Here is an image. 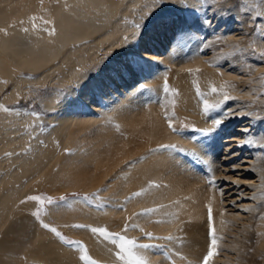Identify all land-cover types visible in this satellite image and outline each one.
<instances>
[{"label":"rangeland","instance_id":"374dc122","mask_svg":"<svg viewBox=\"0 0 264 264\" xmlns=\"http://www.w3.org/2000/svg\"><path fill=\"white\" fill-rule=\"evenodd\" d=\"M26 2L33 4L34 0ZM180 2L181 5H177L179 2L175 1L141 0L139 5L132 7L129 15L121 16L122 25L118 27L120 36H114L111 43L101 44L98 42L99 36H96L66 48L93 47L96 52L94 58L83 51L84 61L75 66H71V63L61 65L60 70L46 79H40L42 72L29 74L18 69L14 71L15 67L9 57L5 58L7 63L0 74V82L4 87L0 92V116L4 118L0 123V177L6 172L11 174L17 167V180L6 179L9 181L8 187L15 190L16 194L15 205L6 209L7 214H0V242H6L0 250V264L7 261L12 249H19L14 258L20 259L22 264H126L117 256L118 243L114 244L112 239L93 233L91 229L94 227L106 228L113 239L118 240V236L114 234H119L134 239L138 244L152 245L147 249L134 250L147 264H170L172 257L169 247L173 239L175 242L178 240V244L183 243V226L174 225L167 233L155 232L153 227L169 214L172 200L165 197L163 202L156 203L157 197L150 199L148 206L138 208L134 214L141 222L133 220L128 207L135 198L144 196L146 189L172 195L175 197L173 202L186 199L188 205L193 204L195 198H188L193 194H188L190 187L180 177L172 180L153 177L143 181L137 173L139 182L137 185L133 184L134 172L131 170L154 153H170L171 157L184 159L189 168L202 179L203 192L198 193V198L202 197L199 204H202L206 214L201 223L216 214L218 210L206 207V204L210 199H218L210 190L215 189L213 184L216 183L217 187L218 182L211 177L206 162L203 161L205 159H201L204 154L201 155L199 151L208 148L206 143H210L211 135L217 130L221 134L219 142L222 145L236 144L237 134L234 133L235 130H227L228 124L224 118L228 112L227 107L238 101L247 103L248 108L254 109L248 117L257 115V123H264V0ZM15 16L0 15V23L3 22L8 27L17 26ZM47 16L32 15V25L35 28L41 27L47 34L53 30L55 33L53 16L51 13ZM162 19L170 24L171 32L194 31L199 37L198 41L202 39L200 43L203 46H199L197 50L201 54V66L187 64L186 68L194 102L200 105L198 114L192 115L191 108L183 110L180 88L171 77V65L163 68L164 75L155 81L157 85L153 88L144 86L137 78H131L130 87L134 82L139 83L132 96L135 98H131L132 102H128L130 105L127 104L124 110L123 106L120 110L112 105L113 102L96 98V95L91 96L92 100L88 102L91 106L83 102L81 96L85 92L91 93L89 83L96 77L101 78V74L106 75L110 66H116L120 61L127 65L131 59L141 60L139 53L130 50L143 52L141 42L146 41L145 36L150 32L152 23ZM124 25L136 29L131 38L129 33L124 32ZM5 30L6 27L0 24V31ZM228 34L235 35L233 46L229 44ZM172 55L177 57L178 53L174 52ZM191 57L190 60H193V56ZM58 61L57 59L54 64L58 65ZM10 72L15 73L16 79L10 78ZM16 83H19V90L15 95H10ZM213 88L216 89L215 92L212 91ZM205 103L214 107L205 111ZM97 104L100 106L97 107ZM131 104H134V108L130 107ZM152 105L158 108V121L168 133L180 138L181 142L158 145L145 134L146 125L139 118L141 115L129 116L131 109L136 113L139 108L148 109ZM92 106L101 109V112L94 110ZM119 111L122 113L117 115ZM64 116H71L69 118L72 119L78 116L82 120L96 122L77 127L72 125L67 130L57 132L58 120ZM200 117L206 120L205 124L199 122ZM214 121L222 122L215 126ZM213 128L207 134L200 131ZM133 137L136 139L133 140ZM9 140L12 143L9 144ZM226 141L229 144H224ZM262 141L259 155L264 164V138ZM215 148L214 160L215 156L223 158L218 147ZM38 154L41 155L37 157ZM36 157L33 167H20V164ZM218 163L211 167L217 175L221 173L222 167ZM167 172L165 170L162 174ZM210 179L215 182L210 183ZM6 192L2 191L4 194ZM137 193L140 195H136ZM29 196L51 197L56 203L48 205L46 199L27 200ZM60 197L66 199L60 200ZM237 205L239 203H233L232 207ZM232 207L226 206L224 211L237 214ZM37 212L38 216L35 215ZM258 212L257 208L250 215L247 229L241 228V220H233L231 217L225 219V223L234 224L230 227V236L218 234L215 232L216 225L209 224L207 241L209 240L212 246L210 250L214 251V255L208 259L207 264H217L218 259L225 252L231 254L230 249L234 247L240 252L238 263L264 264V210L259 215ZM43 224H48L49 228H44ZM74 225L86 227L78 228ZM12 226L15 232L8 233ZM52 228L61 235L57 236L51 231ZM198 228L205 231L204 227H195L196 230ZM147 233H151V237ZM213 235L216 240L214 248ZM68 240L74 243H66ZM51 243V249L55 244L66 250V258L62 263H56L52 255L48 256L44 251L38 253L42 246H50ZM85 253L90 257L88 261L81 258ZM15 261L19 263L18 260Z\"/></svg>","mask_w":264,"mask_h":264},{"label":"bare ground","instance_id":"6f19581e","mask_svg":"<svg viewBox=\"0 0 264 264\" xmlns=\"http://www.w3.org/2000/svg\"><path fill=\"white\" fill-rule=\"evenodd\" d=\"M165 1L179 2L177 5H181V0ZM140 2L141 0H34L33 4H29L26 0H0V15L10 14L11 16L14 14L16 15L14 21L18 24L17 26L8 27L7 24L0 23L6 27L5 31H0V74L5 69L7 63L6 57H9L10 62L14 65V71L18 69L29 74L42 72L40 79H46L55 74L56 71L60 70L61 65L71 63V66H75L77 63L84 61L82 56L83 51L88 53L90 58H94L96 52L93 47L87 48L79 46L69 50L66 48L69 45L82 43L87 38L96 36H99L98 39H100L98 42L101 44L105 42L111 43L114 36H120L118 27L122 25L120 24L121 16L125 14L129 15L132 7L139 5ZM49 13L53 16L56 28L54 34H47L41 27L35 28L32 25V15L37 14L39 17H48L47 15ZM165 22L167 21H163L162 19L152 23L150 32L145 36L146 41H142L140 45L143 52H138L135 49L130 50L142 56L140 61L131 59V62L129 61L130 63L127 65L124 61H120L116 66H110L106 75L101 74V78L96 77L89 83L88 88H90L91 93L85 92L81 96L83 102L88 103L92 98L91 96L96 95V98L100 97L106 99V101L113 102L112 105L120 110L123 106L122 110H124L127 104H129L128 102H132L131 98L137 90V83H139V81L134 82L132 83L134 85L130 87L131 78H137L144 86L153 88V86L157 85L155 81L163 77L164 72L162 71L165 70L163 68L166 65H171L173 67H171L173 69L171 77L174 78L173 80L176 81L175 83L180 88L183 110L185 109L187 111L191 108L192 115L198 114L200 105H196V102H194L193 93L190 91V85L188 84L186 68L190 65L201 66L199 63L201 54L197 50L199 46H203L200 43L202 39L199 42V37H197L198 35L194 31L184 32L182 30L178 33L171 32L170 24ZM109 27L111 29H108ZM105 30H107L106 33ZM135 30V28L130 29L124 25V32L129 33L130 38L133 36ZM234 36H228L229 44L232 46L235 43L234 40H236ZM113 45H111V48ZM107 48L111 49L110 47ZM174 52L178 53L177 57L172 55ZM191 56H193V60H190ZM57 59L59 60L58 65L54 64ZM73 72L74 70L72 69L71 74ZM207 72L213 73L211 70ZM10 78L13 80L16 79L15 73L10 72ZM128 81L129 84H127ZM13 87L10 95L17 93L19 83H16ZM3 89V84L0 82V92ZM88 104L91 106L90 103ZM96 106L99 107L100 105L97 104ZM130 107L134 108V104H131ZM92 108L101 112V109L95 108V106H92ZM227 110L228 112L225 113L224 118L227 122L225 123L228 124L227 130H235L234 133L237 134V137L235 139L236 142H234L236 144H230L228 146L222 145L219 142L221 134L217 130L211 135L210 143H206L207 146H205L208 148L202 152L199 151L202 153L201 155L204 154V158L201 159H205L203 161L206 162V168L209 169L211 177H214L218 182L217 187L216 183L213 184L215 189H210L211 192H214L215 198L218 199H210L209 203L207 201L208 204L205 203L206 207H214V209L218 210L213 218L207 221L204 220L201 223L206 214V211L202 208V204H199L200 198L202 197L200 196L198 198V193L203 192V190L201 191V185H203L202 179L189 168L188 163L184 159H179L176 156L171 157L169 155L170 153H154L131 170V172H134V185H137L139 182L138 174L140 175L139 178L143 181L146 178L150 179L153 177H157L159 180H172L175 177H180L190 187L188 194H193L192 196H188V198H195V202L188 205L186 199H182L181 201L175 200L173 202L175 197L172 195L168 196L156 191H153L155 192L153 193L149 189H146L144 196L135 198L128 207V211L133 216V220L141 222L138 216L134 214L138 208L141 209L142 207L148 206L150 199L157 197L156 203L163 202L165 197H167L166 199L172 200L169 206V214L163 218L164 220L160 224L153 227L155 232L167 233L171 231L174 225L183 226L181 238V242L183 241V243L178 244V240L175 242L173 239L172 245L169 247V252L172 257L170 264H204V258L209 251H212L210 250L212 246L208 242L209 240L207 241V233H209L207 228L210 223L216 225L217 230L215 232H218V234L230 236L229 230L234 224L225 223V219L231 217L233 220H241L243 224L241 228L247 229L249 227L248 223L250 222L249 218H251L250 215L254 214L253 212L257 208L259 209L257 215L260 214L261 210H264V164L262 163L263 158L259 155L262 151H260V145L264 138V123H257V115L248 117L254 109L248 108L247 103L238 101L227 107ZM120 113L122 112L119 111L116 114L119 115ZM157 114V106L152 105L148 109L139 108L136 113L131 109L129 116L134 115L137 117L141 115L139 118L146 125L144 127L145 134L148 135L150 140L154 139L158 145L181 142L180 138L175 137V135L173 136L172 133H168L161 122L158 121ZM69 117L71 116H64L58 120L59 126L57 132L67 130L72 125L77 127L78 125L83 126L96 122V120L85 121L78 116L75 119ZM200 118L201 120L199 122L205 124L206 120L202 117ZM2 120L4 118L0 116V123ZM133 136L135 135L133 134ZM135 139L136 137H133V140ZM227 142L229 144V141L224 142V144ZM10 143L12 141L9 140ZM215 146L221 151V156H224L223 158L215 156L214 160L213 154L216 149ZM40 155L38 154L37 157ZM37 157L34 160L28 159L26 162L20 164V167L23 169L33 167L35 161H37ZM14 160L17 159L14 158ZM216 162L222 165L219 175L212 170V165ZM16 170L17 167L11 174L6 172L0 177V214H7L8 210L6 209L15 205L16 192L8 187L9 181H6V179L17 180ZM165 170H168V172L162 174ZM4 190L7 191L6 194L2 193ZM218 200L223 201L218 203ZM233 203H239V205L232 207ZM226 206L234 208L237 214H229L224 211ZM144 220L142 219V221ZM196 226L204 227L205 231L200 230L201 228L196 230ZM7 232H15L13 226ZM5 243L0 242V250L4 248ZM234 245L236 246V243ZM51 246L52 243L50 246L45 244L38 253H43L44 251L48 256L52 255L51 257H53L52 259L56 263H62L66 258V250L55 244H53V249H51ZM18 251L19 249H12L10 251L12 253L7 256V261L4 264H17L15 260L19 261L18 264H22L20 259L14 258L18 254ZM230 251L231 254L225 252L218 259L217 264H240L238 263L240 261L239 250L234 247ZM234 261L235 263H232ZM207 263L209 262L207 261Z\"/></svg>","mask_w":264,"mask_h":264},{"label":"snow or ice","instance_id":"6c2138e0","mask_svg":"<svg viewBox=\"0 0 264 264\" xmlns=\"http://www.w3.org/2000/svg\"><path fill=\"white\" fill-rule=\"evenodd\" d=\"M51 34H54V30ZM165 91H167V87H165ZM213 92L216 91L215 88L212 89ZM228 97L226 96L225 99H227ZM211 107H214V105H208L207 103H205V111L210 110ZM222 121H214V125L218 126ZM169 126L171 127V124H169ZM213 129H200V131H202L203 133L207 134L211 131H213ZM173 131H176V129H173ZM162 147H170V146H162ZM214 182V180L210 179V183ZM136 195H140V193H137ZM27 200H33V201H44L46 199V203L48 205H52L55 204L56 201L51 198V197H41V196H29L26 198ZM60 200H65V197H60ZM85 199H87V197H85ZM25 201H21V203H24ZM35 215H39V212L35 213ZM44 228H49L48 224H43ZM74 227H78V228H84L86 227L85 225H74ZM52 232L56 233L57 236H60L61 234L55 229L52 228L51 229ZM91 231L93 233H98L99 235L105 237L106 239H112V242L114 244L118 243L119 246V252L117 253V256L120 260H123L126 262V264H147V261L143 258L140 257L134 250L135 249H147L152 247V245H148V244H138L134 239H129L123 235H119V234H114L116 236H118V240L117 239H113L112 235L109 234V232L107 231L106 228H92ZM146 235H148L149 237H151V233H147ZM63 239V237H61ZM168 239H171V237H168ZM66 243L69 244H73V241H65ZM216 244V240L215 237L213 235V239H212V245L213 248ZM214 255V251H209L207 256L204 258V264H207V261L210 257H212ZM83 260L88 261L90 259V257L85 253V255H83L81 257ZM93 264H98V262H93Z\"/></svg>","mask_w":264,"mask_h":264}]
</instances>
